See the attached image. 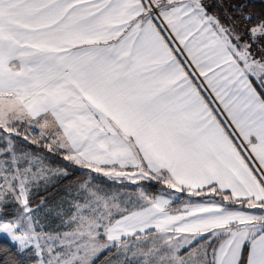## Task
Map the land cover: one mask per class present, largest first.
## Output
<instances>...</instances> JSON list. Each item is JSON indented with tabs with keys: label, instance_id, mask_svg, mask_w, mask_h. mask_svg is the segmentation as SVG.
I'll list each match as a JSON object with an SVG mask.
<instances>
[{
	"label": "snow or ice",
	"instance_id": "6c2138e0",
	"mask_svg": "<svg viewBox=\"0 0 264 264\" xmlns=\"http://www.w3.org/2000/svg\"><path fill=\"white\" fill-rule=\"evenodd\" d=\"M252 8L0 0V264H264Z\"/></svg>",
	"mask_w": 264,
	"mask_h": 264
},
{
	"label": "trees",
	"instance_id": "16d2710c",
	"mask_svg": "<svg viewBox=\"0 0 264 264\" xmlns=\"http://www.w3.org/2000/svg\"><path fill=\"white\" fill-rule=\"evenodd\" d=\"M244 2L251 3L253 5V8L251 9L252 11H254V12L259 11V9H260V0H246ZM100 181H103V180L100 179ZM66 183L67 182L61 183V184H57L55 187L51 188L50 192H49V196L58 198V196L63 193ZM6 244H7V242L5 240L0 239V246H5ZM102 261H103V257H101V259L98 262V264H103Z\"/></svg>",
	"mask_w": 264,
	"mask_h": 264
},
{
	"label": "rangeland",
	"instance_id": "374dc122",
	"mask_svg": "<svg viewBox=\"0 0 264 264\" xmlns=\"http://www.w3.org/2000/svg\"><path fill=\"white\" fill-rule=\"evenodd\" d=\"M244 1H246V0H234V2H244ZM100 179H102L104 181V183L102 185L103 187H105V188H112L113 187L112 182L107 181L106 178L100 177ZM114 187H120V186L115 185Z\"/></svg>",
	"mask_w": 264,
	"mask_h": 264
},
{
	"label": "crops",
	"instance_id": "0c3cea01",
	"mask_svg": "<svg viewBox=\"0 0 264 264\" xmlns=\"http://www.w3.org/2000/svg\"><path fill=\"white\" fill-rule=\"evenodd\" d=\"M103 260H104V258H103ZM103 262V261H102Z\"/></svg>",
	"mask_w": 264,
	"mask_h": 264
}]
</instances>
